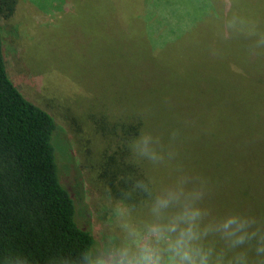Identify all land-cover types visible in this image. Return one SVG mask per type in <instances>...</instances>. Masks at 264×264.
<instances>
[{"label":"rangeland","instance_id":"obj_1","mask_svg":"<svg viewBox=\"0 0 264 264\" xmlns=\"http://www.w3.org/2000/svg\"><path fill=\"white\" fill-rule=\"evenodd\" d=\"M1 1L0 31L9 76L26 98L54 116L68 136L96 241L110 225L109 198L114 201L122 195L118 189L108 193L97 168L93 172V164L102 167L105 150L116 146L115 139L99 130L101 116L96 113L125 112L123 106L98 101L104 94L100 89L122 94L127 87L152 83L155 76L173 88L197 89L178 94H198L194 98L203 101L220 98L212 88L241 79L255 80L252 84L264 90V23L258 19L264 16V0H16L8 17ZM68 2L73 3L70 10ZM97 65L103 70L99 80L92 67ZM233 88L222 89L232 94ZM233 95L230 105L214 108L197 102L188 106V100L180 102L176 94L168 100L186 130H196L197 117L207 109L224 113L227 125L218 113L203 127L226 131L227 140L173 137L174 125L153 111L144 114L150 122L146 126L166 150L176 153L173 165L179 163L209 180L212 191L206 203L217 215L238 211L264 218V189L253 188L259 176L264 178V164L249 158L264 153V142L247 146L232 137L243 136V127L235 123L238 117L253 125L264 123L260 108L264 91L245 88ZM58 146L63 147L62 140ZM141 162L145 178L155 186L170 179L169 167ZM128 202L135 206L137 218L147 215L143 193L133 192Z\"/></svg>","mask_w":264,"mask_h":264},{"label":"trees","instance_id":"obj_2","mask_svg":"<svg viewBox=\"0 0 264 264\" xmlns=\"http://www.w3.org/2000/svg\"><path fill=\"white\" fill-rule=\"evenodd\" d=\"M1 2L3 14L8 17L14 12L17 1ZM68 4L67 9H72L73 3ZM258 19L264 23V16ZM92 67L99 80L102 66ZM108 71L105 68V75ZM254 81L241 79L226 82L223 86L212 88L215 90L213 93H219L220 98L206 101L195 99L198 94L179 95L180 90L190 88L167 86L155 76L152 83L127 87L122 94L100 89V93L104 94L98 101L109 106H123L125 112L108 113L105 109L96 113L101 116L99 130L105 137L115 139L116 146L111 149V153L109 148L105 150L102 167L99 170L93 164V172L97 168V174L108 193L110 189V194H114L117 189L119 193L130 191L136 180H144L146 183L149 181L145 178L144 164L141 161L139 162L142 166L139 162H131L128 150V143L140 134V130L151 132V126H146V123H150L144 115L147 112L159 114L160 111L161 115L156 116L163 121L169 120L174 125L173 131L178 135L227 140L226 131L222 134L217 133L219 130L216 128L203 127L206 123H213V118L218 113L222 119L220 122L227 125L228 121L223 118L224 113L207 109L205 114L197 117L198 128L186 130L182 126L181 116L177 115L176 109L168 100L176 94L180 102L188 100V106L197 102L206 108L225 107L234 100V93L245 88L264 91L252 84ZM226 86L234 87L229 89L232 94L224 92L222 88ZM194 90L197 89L190 91ZM93 99V102L97 101L95 97ZM260 108L264 115V108ZM151 123H155L153 118ZM235 123L244 130L242 137L238 133L232 135L237 143L250 146L264 142V123L253 125L241 117ZM59 140H62L63 147L58 146ZM82 147L90 151L89 146L87 148V145L82 144ZM88 151H85L87 158ZM116 158L119 163H116ZM249 158L264 164V153L252 154ZM67 176L68 180L65 181ZM261 179L264 178L259 176L253 188L264 189V180ZM95 241L90 224V211L84 201L83 179L70 140L54 116L26 98L11 80L0 31V252L21 251L29 254L36 264H44L45 259L54 252H75Z\"/></svg>","mask_w":264,"mask_h":264},{"label":"clouds","instance_id":"obj_3","mask_svg":"<svg viewBox=\"0 0 264 264\" xmlns=\"http://www.w3.org/2000/svg\"><path fill=\"white\" fill-rule=\"evenodd\" d=\"M128 150L131 162L169 167L170 179L158 187L136 180L119 199L109 198L110 225L101 239L75 252H54L44 264H264V218L238 211L217 215L206 203L209 180L173 165L176 153L151 132L140 130ZM135 191L147 198L142 218L128 202ZM0 264L36 262L9 250L0 252Z\"/></svg>","mask_w":264,"mask_h":264}]
</instances>
